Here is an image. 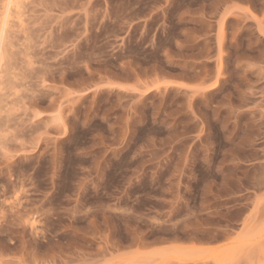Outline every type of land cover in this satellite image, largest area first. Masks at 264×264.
Listing matches in <instances>:
<instances>
[{"label": "rangeland", "instance_id": "rangeland-1", "mask_svg": "<svg viewBox=\"0 0 264 264\" xmlns=\"http://www.w3.org/2000/svg\"><path fill=\"white\" fill-rule=\"evenodd\" d=\"M0 264H264V0H0Z\"/></svg>", "mask_w": 264, "mask_h": 264}, {"label": "bare ground", "instance_id": "bare-ground-1", "mask_svg": "<svg viewBox=\"0 0 264 264\" xmlns=\"http://www.w3.org/2000/svg\"><path fill=\"white\" fill-rule=\"evenodd\" d=\"M17 1V0H16ZM19 2V1H18ZM12 13V12H11ZM8 49V48H7ZM3 52V51H2Z\"/></svg>", "mask_w": 264, "mask_h": 264}]
</instances>
